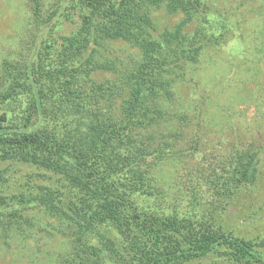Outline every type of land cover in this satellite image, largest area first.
<instances>
[{
	"label": "trees",
	"instance_id": "obj_1",
	"mask_svg": "<svg viewBox=\"0 0 264 264\" xmlns=\"http://www.w3.org/2000/svg\"><path fill=\"white\" fill-rule=\"evenodd\" d=\"M68 1L70 7L57 9L73 28L56 38L53 18L60 12L44 16L40 0H30L38 33L28 56L1 59L4 246L37 228L67 245L52 252L53 264H264L258 244L211 214L253 184L258 169L250 160L260 150L233 146L225 159L204 161L196 176L190 167L187 177L176 175L179 187L168 195L155 177L160 162L181 161L171 149L183 129L164 125L191 120L187 110L169 109L175 87L203 47L229 35L235 23L204 0ZM161 6L182 17L161 28L152 17ZM192 22L194 30H186ZM116 41L125 46L118 52L109 46ZM98 70L112 76L98 80ZM19 95L21 115L12 108ZM19 163L31 165L30 173L6 179ZM202 189L216 200L200 211Z\"/></svg>",
	"mask_w": 264,
	"mask_h": 264
},
{
	"label": "rangeland",
	"instance_id": "obj_2",
	"mask_svg": "<svg viewBox=\"0 0 264 264\" xmlns=\"http://www.w3.org/2000/svg\"><path fill=\"white\" fill-rule=\"evenodd\" d=\"M29 1L0 0V63L3 57L22 60L28 56V47L38 33L37 26L30 21L33 11ZM204 2L219 15L228 16L236 28L217 43L205 45L198 62L187 66L185 78L178 79L181 86L175 87L176 97L174 95L169 102V109L175 111L183 108L189 112L191 120L184 125H179L176 120L164 125L166 130L183 129L175 148L171 149L181 161L178 163L171 157L165 163L160 162L155 177L164 194L168 195L169 191L179 187L174 185L176 175L181 173L187 177L190 167L196 169L192 175L196 176L197 169L204 161L207 162L213 156L225 159L233 146L260 150L257 157L250 160L257 163L258 169L253 184L240 189L233 203L224 211L214 209L211 214L216 223L253 240L264 253V0ZM62 3L70 7V1L67 3L66 0H40V12L44 16L55 9L58 12L57 6ZM75 11H70L74 18ZM62 12L53 18L56 23L53 34L56 38L60 34L70 33L73 28V23L67 21ZM152 12L153 21L161 28L173 25L182 17L180 13H170L164 6L154 8ZM194 27L195 22H192L186 30L192 31ZM120 44L116 41L109 46L118 52L125 47ZM122 57L126 55L122 54ZM94 76L104 80L112 74L98 70ZM17 97L19 102L12 103V108L21 115L24 113L22 103L25 98L23 95ZM198 110H203L201 120L195 116ZM4 165L5 162L0 161V169ZM31 170V165L19 163L4 176H8L6 179H23ZM203 191L199 192V203L195 205L200 211L204 207L210 209L209 201L216 200L206 197ZM7 193V189H4L2 195ZM181 204L180 209L188 206L185 201ZM29 232V238L26 239L22 235L18 238L8 237L9 248L4 246L5 238L0 236V264H53V253L63 246L67 248L66 244H61L60 240L43 230L38 232L37 228H33ZM19 245H25L27 252L21 251ZM190 264L202 263L195 260Z\"/></svg>",
	"mask_w": 264,
	"mask_h": 264
}]
</instances>
